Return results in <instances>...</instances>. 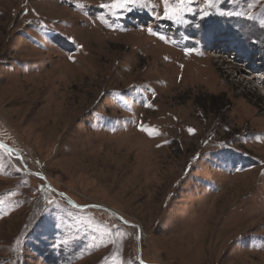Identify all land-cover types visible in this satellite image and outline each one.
I'll return each mask as SVG.
<instances>
[{"label": "rangeland", "instance_id": "obj_1", "mask_svg": "<svg viewBox=\"0 0 264 264\" xmlns=\"http://www.w3.org/2000/svg\"><path fill=\"white\" fill-rule=\"evenodd\" d=\"M115 2L0 0V141L146 264H264V0ZM137 237L0 147V264H140Z\"/></svg>", "mask_w": 264, "mask_h": 264}, {"label": "water", "instance_id": "obj_2", "mask_svg": "<svg viewBox=\"0 0 264 264\" xmlns=\"http://www.w3.org/2000/svg\"><path fill=\"white\" fill-rule=\"evenodd\" d=\"M0 147L2 149H4L8 154L10 155H15V157L17 159H19L24 167L26 168V170L28 172H30L32 175L36 176L37 178L43 180L45 182V184L49 187V189H51L52 191H54L58 196L62 197L63 199H65V201L67 203H69L72 207L78 209V210H90V209H96V210H103V211H106L107 213H109L111 216H113L115 219H117L118 221L122 222L124 225L128 226V227H136L138 229V262L140 264H146L142 261V250H141V234H142V229L137 226V225H134L132 223H130L129 221L125 220L123 217H121L118 213H116L115 211L109 209V208H106V207H103V206H97V205H88V206H80L78 205L74 200H72L70 197H68L67 195H65L64 193H61L59 191H56L53 186L51 185V183L49 182L48 178L45 177L44 175L42 174H37V173H33L27 163L24 161V159L20 156V154L12 147L6 145L5 143L1 142L0 141Z\"/></svg>", "mask_w": 264, "mask_h": 264}, {"label": "snow or ice", "instance_id": "obj_3", "mask_svg": "<svg viewBox=\"0 0 264 264\" xmlns=\"http://www.w3.org/2000/svg\"><path fill=\"white\" fill-rule=\"evenodd\" d=\"M135 2H136V0H116V2L113 3L110 7L113 8V9L119 7V8H122L124 10H127V6L129 4H132V3H135ZM166 2H167V0H166ZM209 6L211 7V3L209 4ZM179 11H181V9L169 10L168 8H165V10H164V18L169 19V20L176 19L177 18V13ZM149 31H151V30H149ZM140 130L147 132V134L149 136L153 135L152 132L148 131V129L144 128L143 126L141 127ZM189 132L191 133V132H193V130L189 129Z\"/></svg>", "mask_w": 264, "mask_h": 264}]
</instances>
